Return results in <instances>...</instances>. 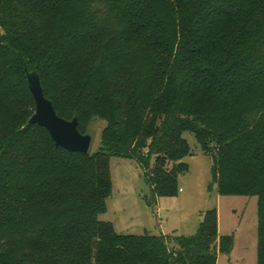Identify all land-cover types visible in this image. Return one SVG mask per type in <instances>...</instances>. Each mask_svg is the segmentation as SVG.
Here are the masks:
<instances>
[{
    "label": "trees",
    "instance_id": "trees-1",
    "mask_svg": "<svg viewBox=\"0 0 264 264\" xmlns=\"http://www.w3.org/2000/svg\"><path fill=\"white\" fill-rule=\"evenodd\" d=\"M36 67L60 116L84 134L92 119L106 125L85 154L28 125L33 112L0 120V264H217L233 237L214 210L193 236L121 234L99 217L111 156L136 160L154 196L175 194L185 132L213 157L222 194L258 197L264 264V0H0V95L23 84L36 108ZM33 133L44 147L12 174L9 141Z\"/></svg>",
    "mask_w": 264,
    "mask_h": 264
},
{
    "label": "rangeland",
    "instance_id": "rangeland-1",
    "mask_svg": "<svg viewBox=\"0 0 264 264\" xmlns=\"http://www.w3.org/2000/svg\"><path fill=\"white\" fill-rule=\"evenodd\" d=\"M12 78L15 72L11 71ZM9 83V82H7ZM0 95V120L6 121L13 114L35 112L27 105L25 86ZM87 123V133L93 137L90 153L101 145V133L106 125L101 119ZM4 130L0 127V134ZM191 153L184 158L187 170L178 177V190L172 195L154 196L142 166L134 159L111 156L110 169L113 181L112 195L106 203V211L99 217L112 223L121 234H156L166 236H193L208 211H216L218 230L222 236L233 237L229 253L219 252L217 264H258L259 207L256 195L222 194L218 182L213 181L214 160L205 154L194 134L185 132ZM30 140L12 137L7 146L3 164L12 174L23 153L44 147L45 140L33 133ZM146 153V151H145ZM154 164V160L150 165Z\"/></svg>",
    "mask_w": 264,
    "mask_h": 264
},
{
    "label": "water",
    "instance_id": "water-1",
    "mask_svg": "<svg viewBox=\"0 0 264 264\" xmlns=\"http://www.w3.org/2000/svg\"><path fill=\"white\" fill-rule=\"evenodd\" d=\"M26 73L36 103V110L29 119L28 125L38 124L46 127L57 146L74 152L88 153L93 137L88 133L80 132L78 117L66 119L57 113L53 102L45 96L37 67L32 71L26 69Z\"/></svg>",
    "mask_w": 264,
    "mask_h": 264
}]
</instances>
